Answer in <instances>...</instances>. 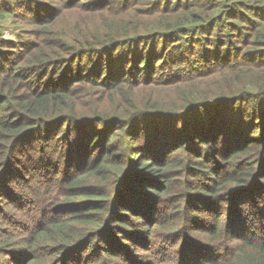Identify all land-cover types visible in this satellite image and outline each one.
Here are the masks:
<instances>
[{"label": "trees", "instance_id": "obj_1", "mask_svg": "<svg viewBox=\"0 0 264 264\" xmlns=\"http://www.w3.org/2000/svg\"><path fill=\"white\" fill-rule=\"evenodd\" d=\"M0 264H264V0H0Z\"/></svg>", "mask_w": 264, "mask_h": 264}, {"label": "rangeland", "instance_id": "obj_2", "mask_svg": "<svg viewBox=\"0 0 264 264\" xmlns=\"http://www.w3.org/2000/svg\"><path fill=\"white\" fill-rule=\"evenodd\" d=\"M6 36L13 38V35H11V33H7Z\"/></svg>", "mask_w": 264, "mask_h": 264}]
</instances>
